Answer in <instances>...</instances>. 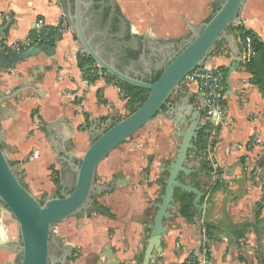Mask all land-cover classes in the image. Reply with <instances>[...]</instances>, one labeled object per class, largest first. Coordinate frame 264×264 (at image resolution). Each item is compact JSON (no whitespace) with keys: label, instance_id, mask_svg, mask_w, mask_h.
Wrapping results in <instances>:
<instances>
[{"label":"crops","instance_id":"0c3cea01","mask_svg":"<svg viewBox=\"0 0 264 264\" xmlns=\"http://www.w3.org/2000/svg\"><path fill=\"white\" fill-rule=\"evenodd\" d=\"M114 1L134 33L148 32L147 29L153 26L151 22L154 21L157 23L155 26L159 27L156 32L166 34L163 38H176L178 34L186 32L185 28L189 29L188 24L197 25L204 20L206 13L219 0H211V6L206 0ZM37 17H42L48 25H65L56 0H0V26L5 22L8 24L0 36L2 46L11 49L22 44L32 32ZM157 20L168 26L163 27L164 24ZM240 20L264 42V0H246ZM51 44L57 58L56 65L38 73V78L31 82L43 91L41 95L29 89L15 98L3 101L0 111L1 144L13 169L20 171L21 182L37 199L51 197L67 186L72 187L75 179L73 167L55 153L50 134L58 145L60 155L70 156L72 161L77 162L90 144V136L96 129L104 130L126 111L125 100L118 86L115 81L107 79L102 69L100 73L99 68L95 70L94 79L84 76L77 65L79 45L70 29ZM222 45L225 48L224 54L218 57L211 54L204 64L227 69L225 103L228 120L222 125L219 139L209 154H196L194 150L188 152V165L200 168L197 174L188 176L180 173L179 178L194 183L200 179L202 190L218 183L229 184L230 194L245 191L241 197L228 201L226 207L230 220L239 225L248 220L264 222V201L259 209L255 205L263 195L262 186L250 178L249 174V168L253 169L250 162L260 151V143L264 142V99L256 85L250 82V74L241 61L228 74L232 54L227 44ZM51 63V59L40 55L18 63L13 70L0 67V91L9 93L33 75L32 68ZM195 91L196 84L192 83L176 91L170 99L178 102L180 98L188 96V101L193 103ZM86 118L88 126L79 129V126H84ZM150 124L154 126L136 134H139L135 139L137 143L113 149L101 162L102 167L96 169V173L102 175L98 183L114 182L110 190L100 193V203H97L106 213L95 211L96 214L72 216L57 223L56 234L59 239L68 240L71 247L77 244L85 249L80 259L69 257V264H82L83 257L97 248L100 238L96 228L99 223L102 224L100 233L110 241L102 248L107 256V264H110L109 256L114 264L141 263L149 236L147 224L152 221L154 203L159 200L162 192L163 168L174 157L178 140L174 135L176 125L170 119L158 116ZM156 126L163 130L158 132ZM161 138L168 143L166 151L159 147L158 141ZM145 141L147 144H144ZM205 161L214 165L216 172L214 169L202 168L201 164ZM50 167L58 171L59 186L51 180ZM210 191H206V196ZM224 197L221 192L216 195L213 219L220 217L221 199ZM175 205L176 208L171 210L173 215L163 221L165 230L161 241L162 252L151 259L149 264H182L189 256L200 260L203 227L206 231L209 264H261L255 255L258 251L252 231L237 235V241L234 242L218 234L212 227L208 231L195 211L193 220H187L180 214L176 199ZM85 221L91 222V227L81 226L76 229ZM104 224L107 225L106 229ZM262 243L264 246V228ZM104 259L103 256L97 258L96 264H104Z\"/></svg>","mask_w":264,"mask_h":264},{"label":"water","instance_id":"95a60500","mask_svg":"<svg viewBox=\"0 0 264 264\" xmlns=\"http://www.w3.org/2000/svg\"><path fill=\"white\" fill-rule=\"evenodd\" d=\"M245 2L246 0H221L219 7L210 14L209 19L197 25L188 24L190 39L161 67L159 77L155 81H148L132 72V66L123 70L118 67L119 57L123 55L122 44L107 38L109 25L100 24L103 11L101 2L96 8L93 0H56L62 22L81 46L79 52L91 57L95 64L111 77L147 89L148 95L130 114L116 120L105 130L96 129L90 136V144L77 162L72 161L70 156L60 155L58 145L50 134L55 153L73 167L75 179L70 191L62 189L58 194L41 200L20 182V175L14 171L11 160L1 146L0 134V206L11 214L18 227L16 240H7L0 232V247L17 256L15 261H7L4 264L56 263L50 252L52 226L72 216L90 215L92 211L106 213V210L96 203L93 195L110 190L114 182L106 184L96 181L98 165L120 143L143 126L155 121L158 116L168 118L176 125L174 135L178 140L174 157L163 168L167 176L159 200L154 203L152 221L147 224L149 236L140 264H149L151 259L162 252L161 241L165 230L163 221L172 216L171 210L176 208L174 196L176 188L194 194L192 198L194 211L206 225L216 229L218 234L229 237L235 242L237 235L252 231L256 249L264 259L262 243L264 222L248 220L239 225L230 220L227 212L228 201L241 197L245 191L230 194L229 184H223L216 186L206 196V191L198 188L194 182H184L179 178L180 173L189 174L200 170L199 167L188 165V152L197 150L194 140L198 138L199 130L202 129L201 113L188 101V96L180 98L178 102L170 99L184 76L202 64L222 40L226 42L232 54L228 74L237 68L241 52L229 25L241 22L240 15ZM122 18L125 19L123 16ZM7 25L5 22L0 26V36L3 35ZM131 31L133 32L132 29ZM141 36L154 38L150 32H145ZM9 48L2 46L0 37V67L13 70L18 63L40 55L45 59H51L53 63L32 68L33 75L24 79L21 85L9 93L0 91V111L3 101L15 98L29 89L40 96L43 91L34 87L31 82L38 78V73L52 69L57 62L53 47L48 43L29 46L20 44ZM225 83H228L227 76ZM220 192L225 195L221 199V215L213 219L212 210L216 195ZM108 251L110 253V250ZM109 257L111 259L109 263L114 264V260Z\"/></svg>","mask_w":264,"mask_h":264},{"label":"trees","instance_id":"16d2710c","mask_svg":"<svg viewBox=\"0 0 264 264\" xmlns=\"http://www.w3.org/2000/svg\"><path fill=\"white\" fill-rule=\"evenodd\" d=\"M221 0L217 1L213 6L214 12L218 7ZM119 9V8H118ZM211 12V13H212ZM210 15L206 18L209 19ZM230 31L234 34L237 43L239 45L240 52H249L253 51L254 54L249 57V61L242 62V65L245 67L246 71L250 74V82L258 88V91L260 92L262 98L264 99V42L259 38L256 32H254L252 29L246 27L242 23L235 24V25H229ZM246 38H250V42L246 43ZM221 43V44H220ZM222 43H225V41H220L217 44V47L215 48V51H217L221 46ZM52 45V44H51ZM77 65L78 67L83 71L84 76L90 79H94L96 74L95 70L98 68L95 64L94 60L89 57L82 55L80 52L77 54ZM225 73L227 69H224ZM162 71V68L159 69L154 75L151 81H155L160 73ZM103 74L106 75L107 79L115 81V84L118 86L120 93L122 94V98L125 100V109L126 114L123 116H119L115 118L110 124H108L105 128L107 129L110 127L116 120L121 119L125 117L126 115L130 114L134 109L139 106L147 97L148 90L131 85L125 82H122L118 80L115 77H111L108 73H106L104 70H101ZM88 126L87 118L85 120L84 126H79V129H83ZM203 129L199 130L198 138L194 140V144L197 147V150L195 151L196 154H199L202 152L206 147V136L203 134ZM3 147V145L1 144ZM201 167L204 169H209V166L207 165V162H204V164H201ZM194 175L197 174L196 172L193 173ZM163 175H167V172L164 171ZM51 180L56 185L59 186V175L58 171L51 168ZM21 182V180H20ZM22 183V182H21ZM196 186L198 188H202L200 179L195 180ZM23 184V183H22ZM161 185H162V191L164 188V177L161 179ZM218 185L215 184L213 187H208L204 189L205 191L212 190ZM59 193V192H58ZM175 199L179 203V212L180 214L185 217L187 220L192 221L193 217L195 215L194 208L192 205V198L194 196L193 193L182 191L179 188L175 189L174 192ZM40 200V199H39ZM264 201V196L262 195L255 203L256 207L259 209L262 202ZM258 214V213H257ZM208 231L210 230V226L206 225ZM262 264H264V259L261 258Z\"/></svg>","mask_w":264,"mask_h":264},{"label":"built area","instance_id":"2783aa9c","mask_svg":"<svg viewBox=\"0 0 264 264\" xmlns=\"http://www.w3.org/2000/svg\"><path fill=\"white\" fill-rule=\"evenodd\" d=\"M67 30H69V28L66 25H48L42 17H37L33 24L32 32L22 44L23 46L39 43L51 44L60 39ZM249 42L250 38H246V43ZM224 50L225 48L222 45L217 51H213L211 54L218 57L219 55L224 54ZM253 54V51L241 53L240 61H249V57ZM100 70L101 69L99 68V71H97L100 73ZM225 79L226 73L223 67L219 65L206 66L203 62L186 74L181 81V84L184 86H188L192 83L196 84L193 104L200 110V123L202 128H204L203 130L206 132V139H208L209 142L218 138L222 125L228 120L225 103ZM203 233L202 241L200 243L202 258L196 260L194 256H189L182 264H209L207 259L208 248L206 246L205 227H203Z\"/></svg>","mask_w":264,"mask_h":264},{"label":"rangeland","instance_id":"374dc122","mask_svg":"<svg viewBox=\"0 0 264 264\" xmlns=\"http://www.w3.org/2000/svg\"><path fill=\"white\" fill-rule=\"evenodd\" d=\"M206 2L208 3V5L211 6V0H206ZM212 10L213 9L211 8L210 12ZM210 12L209 13H206V15L204 17L205 18L204 20H206V18L210 14ZM204 20H202V21H204ZM157 22H161L162 23V21H160V20H157ZM151 24L153 25V26L152 25L151 26L153 27L154 30H152V27H150V29H147L148 33L149 32L152 33V36L155 39L163 40V41L166 42V44L170 40H175V39H178V38H184V37H186L188 35V33H190V30L187 29V28H185L186 29L185 30L186 32H183V33L178 34V36L176 38H170V37L163 38V36L166 35V34H160V33H157L156 32L157 29H159L158 26H155L157 23L154 22V21H152ZM162 24H164V23H162ZM162 26L163 27L164 26L167 27L168 25L167 24L166 25L164 24ZM80 48H81V46L79 45V49ZM214 51H215V49H214ZM183 86L184 85H182L181 83L178 85V87L175 89V91L171 95L172 98L175 96L176 91H178L179 89H181ZM124 114H126V111H124L122 113V115H124ZM151 126H154V125H151L149 123V124L143 126L141 129H139L132 136H130L129 138L125 139L122 143H120L116 148L117 149H120L122 147V145L137 143L135 139L138 137L139 134L138 135H136V134L137 133H141L145 129H149ZM170 127H173L172 124H170ZM155 128H156V130L158 132H160V131L163 130V128L158 127V126H156ZM203 134H204V136H206L205 130H203ZM169 138H170V136H169ZM218 139L219 138H217L216 140L214 139L215 141L213 140L212 142H209V140L206 139V147H205V149L202 152H204V154H209L208 151L209 150H211V151L213 150V148L216 145ZM158 143H159V147H161L163 150L166 151V148L168 147L167 141L165 139L161 138V140H159ZM144 144H147V142L145 141ZM162 161L164 162L165 160L162 159ZM207 163H208V161H207ZM102 165L103 164L100 163L98 165V169H100V167H102ZM207 165L209 166V170L214 169V172H216V169L217 168L214 165H210V164H207ZM250 165H253V169L252 168H249L250 178H254L255 181L262 186L263 196H264V142H261L260 143V151L257 153V155H254L252 162H250ZM51 168L54 169V167H50V171H51ZM16 169H17V167H16ZM14 171H16L18 174L20 172L18 169L17 170L14 169ZM191 175H194V174H191V173L188 174V176H191ZM166 176L167 175H165L164 177H166ZM95 179H96L97 182H101L102 175L100 174V172H99V174L96 173ZM100 196H101V194H94L93 195V198H94V200L97 203L98 202L100 203ZM41 199L42 198H40V200ZM0 211L2 213V216L0 217V232L2 233V236L4 238H6L7 240H16L18 238L17 222L14 219H12L11 214L4 207H1L0 206ZM91 213L92 214H96L95 211H92ZM91 213H90V215H91ZM80 216L83 217L84 215H80ZM76 217H78V216H76ZM95 217H96V215H95ZM89 221H85L82 225L76 226V229L79 228V227H81V226L82 227H88V228L91 227L92 224ZM56 226H57V223L52 226V230H51V232H52V239H51V243H50V252H51V255H52V259H55V261H56V263H54V264H69L68 263L70 261L69 260V257L74 258V260L75 259H80L83 256L82 252H84L85 249H83L82 246L77 245V244L74 245L73 247H71V245L69 243H67L68 240L59 239L57 237V234H56ZM92 227H95V226H92ZM106 227H107V225L104 224V229H106ZM101 230H102V224L99 223V225L96 228L97 234H98V236L100 238L99 239V242H98L99 244L96 245L97 246L96 249L90 250L83 257L82 264H96L97 258L102 257V256L105 258L104 259V264H107V261H108L107 260V256L103 252L102 248L104 246H106L108 243H110V241L107 240L105 238V236L100 233ZM58 245H60L61 247H63L62 250H58ZM88 245L91 246V243H89ZM86 250H87V247H86ZM59 252H61V253H59ZM255 255L259 259V262L262 264V262H261V256L258 253H255ZM7 259H9L11 261H15L17 259V256H16V254L11 253L9 251H6L5 249H2L0 247V264H3V262L4 261H7ZM74 260L72 259L71 261H74Z\"/></svg>","mask_w":264,"mask_h":264},{"label":"flooded vegetation","instance_id":"af4514ba","mask_svg":"<svg viewBox=\"0 0 264 264\" xmlns=\"http://www.w3.org/2000/svg\"><path fill=\"white\" fill-rule=\"evenodd\" d=\"M93 1L96 8L100 6V2L103 4L100 24L109 25L107 38L122 44L123 55L119 57L118 67L123 70L132 66V72L145 80L151 81L153 75L190 39L191 33L184 38L170 40L167 44L160 39L145 38L142 34L131 31L130 24L123 20L114 0ZM65 189L70 191L72 187L67 186ZM62 248L59 247L60 250Z\"/></svg>","mask_w":264,"mask_h":264}]
</instances>
